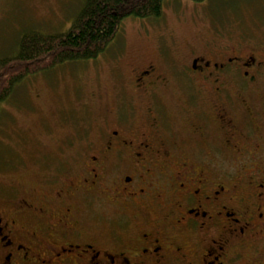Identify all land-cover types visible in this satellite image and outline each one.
<instances>
[{
  "label": "flooded vegetation",
  "instance_id": "af4514ba",
  "mask_svg": "<svg viewBox=\"0 0 264 264\" xmlns=\"http://www.w3.org/2000/svg\"><path fill=\"white\" fill-rule=\"evenodd\" d=\"M160 38L81 162L35 172L40 196L0 186V264H264V37ZM181 76L195 96L169 106Z\"/></svg>",
  "mask_w": 264,
  "mask_h": 264
},
{
  "label": "rangeland",
  "instance_id": "374dc122",
  "mask_svg": "<svg viewBox=\"0 0 264 264\" xmlns=\"http://www.w3.org/2000/svg\"><path fill=\"white\" fill-rule=\"evenodd\" d=\"M82 4L83 0H0V57L13 56L24 33L65 32ZM169 33L177 44L176 57L194 43L236 45L243 38L264 37V0H165L157 19H123L115 40L96 59L26 78L0 107V186L11 183L40 196L35 172L62 173L74 168L76 159L81 162L105 114L114 110L117 93L125 111L131 94L124 79L129 68L159 58L157 40L162 35L167 39ZM175 81L167 91L169 106L195 96L192 80ZM250 102L262 112L264 90H255ZM222 171L230 177L237 173L235 168Z\"/></svg>",
  "mask_w": 264,
  "mask_h": 264
},
{
  "label": "trees",
  "instance_id": "16d2710c",
  "mask_svg": "<svg viewBox=\"0 0 264 264\" xmlns=\"http://www.w3.org/2000/svg\"><path fill=\"white\" fill-rule=\"evenodd\" d=\"M200 3L204 0H191ZM165 0H83L70 27L52 35L20 36L15 54L0 57V107L26 78L65 64L96 59L115 40L125 18L157 19Z\"/></svg>",
  "mask_w": 264,
  "mask_h": 264
}]
</instances>
